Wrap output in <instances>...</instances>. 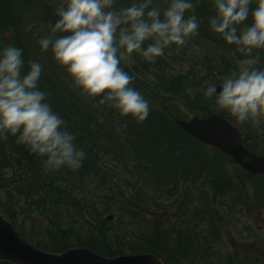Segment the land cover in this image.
<instances>
[{"label": "trees", "instance_id": "1", "mask_svg": "<svg viewBox=\"0 0 264 264\" xmlns=\"http://www.w3.org/2000/svg\"><path fill=\"white\" fill-rule=\"evenodd\" d=\"M128 2L118 0L117 7ZM59 5L51 0H0V21L5 23L0 48H21L25 70L29 61L42 65L40 89L86 158L75 172L64 168L44 174L41 161L13 137L0 141V211L31 243L53 253L86 247L106 257L153 253L164 264H232L222 240L228 215L213 206L210 196L235 194V201L247 208L245 193L224 169L227 161L235 163L214 148L209 156L208 146L176 123L218 113L240 130L245 146L264 156L250 140L252 127L217 110L198 91L206 81L236 70L230 46L208 28L210 5L202 2L196 9L198 35L182 48L166 50L154 65L139 56L121 65L149 101L143 123L122 118L99 104V98H88L50 50L40 51L37 41L56 22ZM155 5L163 8L166 0H155ZM7 27L16 29L15 44L5 38ZM184 63L189 70L182 74ZM161 95L176 102L161 105ZM246 181L254 188L256 208L264 209V177L246 174ZM33 214L37 222L31 221V232L39 234L37 227H44L47 240L28 238L22 231L19 216L30 220Z\"/></svg>", "mask_w": 264, "mask_h": 264}, {"label": "clouds", "instance_id": "2", "mask_svg": "<svg viewBox=\"0 0 264 264\" xmlns=\"http://www.w3.org/2000/svg\"><path fill=\"white\" fill-rule=\"evenodd\" d=\"M202 2L212 12L208 28L230 46L236 70L206 81L198 91L237 123L259 130L264 126V0H166L163 8L155 0H129L125 7H117L118 0H62L56 22L37 43L41 52L51 51L84 95L143 123L149 101L121 65L134 56L154 65L166 50L182 48L198 35L196 9ZM41 72L37 61L25 70L21 48H0V141L13 137L41 161L44 174L75 172L86 153L40 89Z\"/></svg>", "mask_w": 264, "mask_h": 264}, {"label": "water", "instance_id": "3", "mask_svg": "<svg viewBox=\"0 0 264 264\" xmlns=\"http://www.w3.org/2000/svg\"><path fill=\"white\" fill-rule=\"evenodd\" d=\"M176 123L190 136L231 157L249 174L264 177V157L247 149L240 131L225 118L211 114L177 120ZM0 261L8 264H164L153 253L105 257L84 247L72 248L63 253L47 252L21 236L1 212Z\"/></svg>", "mask_w": 264, "mask_h": 264}, {"label": "rangeland", "instance_id": "4", "mask_svg": "<svg viewBox=\"0 0 264 264\" xmlns=\"http://www.w3.org/2000/svg\"><path fill=\"white\" fill-rule=\"evenodd\" d=\"M51 1L59 4L62 2V0ZM2 24H5L3 19L0 21V28L2 27ZM4 34L6 40L9 41V43L15 44V28H5ZM129 63L131 64V62ZM180 67H182L180 69V73L182 74L189 70V66L187 63H184L183 66ZM136 72H138V70H136ZM154 81L155 80L152 81V79L150 80L152 85L155 84ZM53 89L56 90L57 87L53 86ZM160 100L161 105H170L171 102H176V100H172L166 95H161ZM212 102L214 103V101ZM213 106L215 107V104H213ZM182 113L184 114L185 112L182 111ZM213 114L219 115L218 113ZM250 131V140L259 145L264 152V126L257 130V132L252 128H250ZM206 149L209 156H213L212 148L208 147ZM224 169L230 175L231 181L238 184L240 190L245 193V202L247 203V208H244L242 205L238 204V202L235 201L234 197L237 198L235 194H231V198L226 197L224 199L221 197H215L211 194L210 199L211 201L213 200V206L216 208H221L220 211L228 215V217L225 218L222 226L223 243L226 246L227 251L231 255L232 264H264V209L259 210L256 208V202L253 199V195L255 193L254 188L250 183L248 186V182L246 181V173L239 166L231 163L230 161L226 162V164L224 165ZM222 200L225 203V205L223 206ZM109 215L110 214H107V216ZM35 217L36 215L33 214L30 220H27L26 216H24L23 218L19 216V220L21 221V223H23L22 231L28 236V238H34L35 240L39 241L47 240L44 227H37L36 233L39 234H33L31 232V221L34 220L37 222V219Z\"/></svg>", "mask_w": 264, "mask_h": 264}]
</instances>
